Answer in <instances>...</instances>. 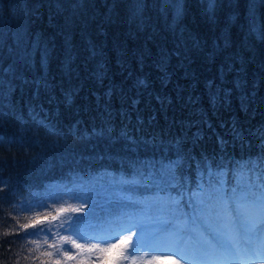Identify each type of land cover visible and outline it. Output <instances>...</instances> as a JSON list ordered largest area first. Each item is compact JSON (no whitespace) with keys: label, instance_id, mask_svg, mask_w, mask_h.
Masks as SVG:
<instances>
[{"label":"trees","instance_id":"1","mask_svg":"<svg viewBox=\"0 0 264 264\" xmlns=\"http://www.w3.org/2000/svg\"><path fill=\"white\" fill-rule=\"evenodd\" d=\"M118 2L0 0V113H7L0 118V194L8 196L0 201V264H64L62 236L84 248H110L104 264L117 258L121 264H142L143 253L128 256L131 243L122 249L125 235L106 232L98 241L92 214L99 216L101 205L74 198L85 178L100 180L144 159L180 160L194 173L205 158L227 163L264 156V139L258 143L264 126V6L253 21L256 31L242 20L232 32V46L216 49L215 63L203 57L213 54L205 48L193 54L188 67V32L211 44L207 0H180L186 18L166 10L167 0H124L116 9ZM221 2L223 21L233 11ZM53 49L51 89L30 99L14 79L13 65L19 57L44 56ZM36 68L27 74L37 76L33 83L44 79L38 63ZM139 80L148 83L141 87ZM18 86L17 104L21 96L27 101L23 111L12 109ZM58 208L84 209L70 214L71 220H81L83 239L72 235L71 221L63 217L52 225L23 227L37 216L55 215ZM110 240L113 246L102 243ZM66 247L81 261L101 256Z\"/></svg>","mask_w":264,"mask_h":264},{"label":"snow or ice","instance_id":"2","mask_svg":"<svg viewBox=\"0 0 264 264\" xmlns=\"http://www.w3.org/2000/svg\"><path fill=\"white\" fill-rule=\"evenodd\" d=\"M226 3L232 9L233 16L222 21L219 10L224 3L221 0H207L205 23L210 30H214L211 44L208 39L189 31L188 67L194 62L193 54L201 55L205 48H210L213 54L203 57L209 63H215L216 49L223 52L232 46V32L242 20L249 31H256L253 21L258 7L264 6V0L259 5L257 0H226ZM123 6L124 0H120L115 8ZM185 8L186 5L180 0H167L165 4L166 10L174 9L175 18H186ZM141 9L142 5L134 15L139 16ZM133 23H136L135 18ZM136 26L139 32L140 25ZM144 30L147 31L146 24ZM42 40L43 37H40ZM53 52L54 49L44 56L25 55L13 65L14 79L23 86V90H28L30 99H38L41 91L51 89L47 85H52L48 72ZM37 63L39 75L44 79L33 83L37 76L29 78L27 74L36 72ZM61 70H64L63 60ZM191 74L195 77V73ZM99 83L102 85L103 79ZM139 83L143 87L148 82L139 80ZM17 90L21 91V88L18 86L13 91L12 109L15 111L19 107L23 111L27 101L21 96L17 104ZM6 115L0 113V118ZM191 167L189 165V169L185 170L180 160L167 163L140 160L134 165L125 164L118 170H111L110 175L100 180L85 178L74 198L84 205L99 202L101 214H92L96 221L94 231L98 241L103 239L102 234L106 232L125 235L121 245L131 243L129 257L143 253L142 264H158L159 257L172 258L173 264H264V156L250 155L227 163L205 158L202 163L197 162L194 173ZM7 200V194H0V201ZM83 211V208H58L55 215L37 216L31 225L23 227L27 229L44 223L52 225L63 217L71 221L69 227L73 229L72 235L83 239L84 233L79 227L81 220H71L70 216ZM60 227L63 228V224ZM61 239L65 245L64 264H68V261L104 264L105 254L111 251L110 248L95 245L84 248L74 239L68 240L63 236ZM67 245L88 252L98 251L101 256L96 260L81 261ZM49 247L59 249L60 246L52 244ZM45 255L51 257L53 254L47 252ZM120 256H123V252ZM48 264H61V261H49ZM112 264H121V260L117 258Z\"/></svg>","mask_w":264,"mask_h":264},{"label":"rangeland","instance_id":"3","mask_svg":"<svg viewBox=\"0 0 264 264\" xmlns=\"http://www.w3.org/2000/svg\"><path fill=\"white\" fill-rule=\"evenodd\" d=\"M263 139H264V126L262 127L261 134L258 137V143H260ZM118 238L120 239L121 237H118ZM129 245L130 244H128V245H122V249H126ZM158 262H159V264H173V259L172 258H169V257H166V258L159 257L158 258Z\"/></svg>","mask_w":264,"mask_h":264}]
</instances>
